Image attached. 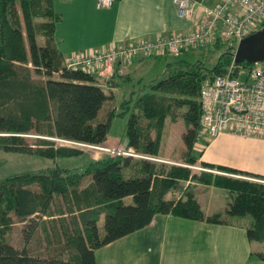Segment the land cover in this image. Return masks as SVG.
Returning <instances> with one entry per match:
<instances>
[{"label":"trees","instance_id":"obj_1","mask_svg":"<svg viewBox=\"0 0 264 264\" xmlns=\"http://www.w3.org/2000/svg\"><path fill=\"white\" fill-rule=\"evenodd\" d=\"M59 19L51 0H0V150L53 160L78 157L84 153L82 148L56 145L46 138L105 145L112 117L129 111L130 99L121 103L120 112L112 108L100 115L112 97L95 83L91 73L66 68L54 43ZM233 53L227 47L212 68L181 56L167 62V76L151 83L134 102L126 123L125 149L162 159L158 155L166 118L180 117L185 125L181 134L184 151L172 162L197 163L200 154L194 149L201 139L203 113L200 89L206 80L225 72ZM32 132L46 138L31 144L24 135ZM200 164L227 174L107 155L92 159L82 171L54 166L36 174L7 177L0 181V264H96V249L146 227L156 214L223 223L220 214L203 213L186 181L228 190L232 200L226 214L250 215L253 225L247 229L248 240L264 241V176L204 161ZM86 176L90 182L80 189ZM56 197L66 204L65 210L60 207L54 212ZM127 198H131L130 204ZM56 214L63 218L64 254H32L28 244L40 219H54ZM101 218L102 234L98 228ZM15 223L23 224L21 249L4 240ZM256 256L264 260V254Z\"/></svg>","mask_w":264,"mask_h":264},{"label":"crops","instance_id":"obj_2","mask_svg":"<svg viewBox=\"0 0 264 264\" xmlns=\"http://www.w3.org/2000/svg\"><path fill=\"white\" fill-rule=\"evenodd\" d=\"M195 1L197 5L192 16L181 17L173 0H116L108 9L97 8L96 0H51L53 11L60 16L55 24L54 43L65 60L109 44L128 40L154 41L168 33L186 34L192 30L193 22L200 14V5L213 7L219 2ZM145 58L147 56L136 55L129 63L117 62L112 73L95 74L97 85L103 78L107 79L108 91H104L112 97L108 102L113 105L114 89L119 80L130 81L131 69ZM260 66L264 67V62ZM213 138L221 158L215 157L211 164L218 163L264 176V164L257 162L264 159V138L228 132ZM204 139H200L195 148L203 147ZM104 144H108V138ZM183 151V148L179 151L177 159ZM162 153L161 145L158 156ZM97 154L92 159L104 156L103 153ZM202 155L197 163L207 162ZM188 183H191V190L203 213L206 216L220 214L223 223L156 214L146 227L96 249V264H264V260L256 256L264 254V241L247 238V229L253 225V218L250 215L229 216L225 212L232 194L226 189L190 181L185 185ZM54 248L57 247L44 242V250L52 252Z\"/></svg>","mask_w":264,"mask_h":264},{"label":"built area","instance_id":"obj_3","mask_svg":"<svg viewBox=\"0 0 264 264\" xmlns=\"http://www.w3.org/2000/svg\"><path fill=\"white\" fill-rule=\"evenodd\" d=\"M116 0H96L99 9L110 8ZM181 17H191L195 0H173ZM199 7V6H198ZM201 11L189 33H168L154 41L128 40L120 44L73 55L64 63L68 69H81L91 74L112 73L117 62L129 63L136 55L179 57L197 46L226 45L235 49L244 37L257 31L264 20V0H219L213 7L200 5ZM202 102L201 132L214 137L228 132L241 136L264 138V67L235 63L223 74L206 80L199 93ZM62 145L86 147L99 153L129 156L150 161L177 164L199 171L227 174L195 164L175 163L140 154L132 148L92 145L63 138H50ZM254 181L263 182L258 179Z\"/></svg>","mask_w":264,"mask_h":264},{"label":"rangeland","instance_id":"obj_4","mask_svg":"<svg viewBox=\"0 0 264 264\" xmlns=\"http://www.w3.org/2000/svg\"><path fill=\"white\" fill-rule=\"evenodd\" d=\"M226 49H227L226 45L197 46L191 48L189 52L185 53L180 58H183L191 63H196L200 61L203 63L205 68H212L215 65L219 55ZM165 57L167 58L147 57L145 58L144 61L135 64L134 67L131 69L130 81H123L118 79L119 80L118 85L114 89L115 99L113 105L111 102H108V104H106L105 107L103 108L102 113L100 115L101 116L106 115L112 106L116 108L117 112H120L121 103H123L128 99H130V107H129V111H127L123 115H115L112 117L110 128L107 133V138H108V144H106L107 146L125 148L126 123L130 116L131 110L133 109V105L134 102L136 101V98L138 97V95L147 92L149 90V85L151 83L167 76L168 74L166 68L167 62H175L176 60L179 59L169 56H165ZM95 74L92 75L95 76ZM39 78L42 77L39 76ZM98 83H99L98 86L101 89H103V91L104 89L107 90L106 89L107 79L103 78V80H100ZM104 92L106 93V91ZM134 110L138 112V109L135 108ZM142 120L144 121V123H146L147 121L145 118H143ZM184 130H185V125L182 123L180 117L173 119L170 116H168L166 118L163 128V134H162L163 138L161 140L163 153L160 155V158L170 162L178 158L179 151L183 148L181 134ZM153 131L154 130H152L151 132H152V136L154 137ZM200 135H201V139L205 138L202 143L200 141L203 147L201 146V148L200 147L195 148L194 153L197 156L199 154H203L202 156H204V160L209 163H212L213 162L212 160H214L215 157L221 158V155L217 152L216 145L213 144L214 138L204 133ZM24 137L31 144L35 143L37 138H46L45 136H40L37 135L36 133L34 134L33 132L31 134L24 135ZM46 139H50V138H46ZM56 145H62V144L56 143ZM204 147H206V150L204 149ZM80 148L84 150V153L82 155L72 158H58L56 160L43 158L37 155L0 150V181L4 180L7 177H11L15 175H21L26 173L36 174L45 168L54 167V166L69 168L76 171H82L85 168V166L92 160V156H94L96 153L99 154V152L91 148L90 149L86 147H80ZM172 150H174L175 152H173ZM171 151L173 153H171ZM103 155L107 156L109 154H103ZM155 159H159V158L156 157ZM257 162L258 164L263 165L264 159H260ZM213 164L217 165L218 163H213ZM195 165L200 166L201 164L195 163ZM191 170L199 171L193 168ZM88 179H90L89 176H86L83 179V181L79 185L80 189L83 188L88 183ZM30 187L35 190L38 189L36 185H32ZM126 202L130 204L132 202L131 198H127ZM52 207L54 212H57L58 208L60 207L65 210L66 204L63 202L62 199L56 197ZM69 218H70L69 214H66L65 219L69 220ZM62 219L63 218H61V216H58V214L54 216V219L46 216L44 217V219L42 220L40 219L39 225L40 227L45 228V230H42L40 227L37 229L31 244L28 246L29 247L28 249L32 250V251L30 250L32 254L34 255L53 254L55 256H59V255L62 256L64 254V249H63L64 241H61V239L63 240L62 224H61ZM22 225L23 224L21 223L13 224L10 233L7 234L4 238L6 242L13 245L17 249H21L23 246V241L21 236ZM102 226H103V218L100 219V221L98 222V228L101 233H102ZM44 242L47 245H54L55 247H57V250H54L52 252H48L46 251V249L44 250L43 249Z\"/></svg>","mask_w":264,"mask_h":264},{"label":"water","instance_id":"obj_5","mask_svg":"<svg viewBox=\"0 0 264 264\" xmlns=\"http://www.w3.org/2000/svg\"><path fill=\"white\" fill-rule=\"evenodd\" d=\"M233 59L235 63L264 62V27L240 40L234 49Z\"/></svg>","mask_w":264,"mask_h":264},{"label":"bare ground","instance_id":"obj_6","mask_svg":"<svg viewBox=\"0 0 264 264\" xmlns=\"http://www.w3.org/2000/svg\"><path fill=\"white\" fill-rule=\"evenodd\" d=\"M229 65H230V64H229ZM229 65H228V66H229ZM228 66H227V67H228ZM227 67H226V68H227ZM225 71H226V70H225Z\"/></svg>","mask_w":264,"mask_h":264},{"label":"flooded vegetation","instance_id":"obj_7","mask_svg":"<svg viewBox=\"0 0 264 264\" xmlns=\"http://www.w3.org/2000/svg\"><path fill=\"white\" fill-rule=\"evenodd\" d=\"M262 27H264V25H263V26H261V28H262Z\"/></svg>","mask_w":264,"mask_h":264}]
</instances>
